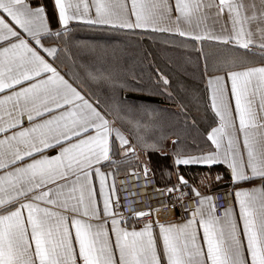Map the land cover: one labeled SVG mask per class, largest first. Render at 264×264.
<instances>
[{
	"label": "snow or ice",
	"instance_id": "obj_1",
	"mask_svg": "<svg viewBox=\"0 0 264 264\" xmlns=\"http://www.w3.org/2000/svg\"><path fill=\"white\" fill-rule=\"evenodd\" d=\"M84 28L191 41L206 136L184 104L169 133L171 110L150 102L175 101L169 76ZM192 165L224 171L200 175L204 192ZM169 200L177 220L148 218ZM0 264H264V0H0Z\"/></svg>",
	"mask_w": 264,
	"mask_h": 264
},
{
	"label": "trees",
	"instance_id": "obj_2",
	"mask_svg": "<svg viewBox=\"0 0 264 264\" xmlns=\"http://www.w3.org/2000/svg\"><path fill=\"white\" fill-rule=\"evenodd\" d=\"M108 36H121L123 39L121 43H127L128 50L130 52L138 53L140 56L143 57V63L138 71L143 70L147 76L148 73H151L155 78L156 73L155 69L159 68L162 73L168 75L172 84V87L169 91H173L176 99L175 101H169L165 97L161 96H153L150 100L151 103L158 105L162 109H170V115L174 116V120L177 121L176 128H169L167 131L172 133L174 131H178L184 126L185 116L181 113L179 105L180 102V95H185L188 99H190L191 106L189 109H184L185 112L189 114V120L199 118V110L203 109V103L200 102L197 98H203V61L201 60L199 66H197L196 58L197 53L194 50L185 49L183 47H172L162 45L157 41L154 40H143L138 41L135 39V35L129 34H117L111 31H101V30H85L84 33H78V37L81 38L83 41H93L99 37H108ZM156 42V43H155ZM147 53H151V55H147ZM183 65L180 70L178 68ZM181 85L185 87L182 89ZM148 95V93H145ZM195 119V120H196ZM199 123V122H198ZM199 133H204L203 129L199 127ZM196 130L192 131V136H196ZM171 139V140H170ZM172 139H175L174 135H168L167 144H171ZM189 145L190 147H195L191 143V137L189 138ZM198 143L201 146H205L203 144V140H198ZM155 160L156 158L153 157ZM171 161L169 160H161L160 163L163 165L169 164ZM183 171H190L192 173L201 172V170L205 169L201 166H188V167H181ZM157 183L159 186H164L161 178L160 173L157 172ZM166 179V177H165Z\"/></svg>",
	"mask_w": 264,
	"mask_h": 264
},
{
	"label": "crops",
	"instance_id": "obj_3",
	"mask_svg": "<svg viewBox=\"0 0 264 264\" xmlns=\"http://www.w3.org/2000/svg\"><path fill=\"white\" fill-rule=\"evenodd\" d=\"M45 2L46 3H49V5L51 6V0H45ZM173 2H174V0H173ZM209 23L211 24V21ZM217 27H218V25H217ZM85 30H89V29H87V28L81 29L78 33H81V32L84 33ZM115 33H117V32H115ZM117 34H124V35H126L123 32H120V33H117ZM129 35H135V34H129ZM161 38H167L169 40H175V41H178V42L181 41L183 44L184 43H188L189 45H191V41L185 42V41L181 40V38H179L177 36H168V37H161ZM77 39L81 40V38H79L78 35H77ZM196 47H199V45H197ZM207 47H208V45L206 44L205 45V48L207 49ZM253 59H258V57H253ZM229 88H230V82H229ZM202 91H203L204 101H207L208 88H207V77L205 75H204V80H203ZM180 97H181V99H180L181 104H184L185 105V109H189V107L191 106L190 99H188L184 94L183 95H180ZM202 106H203V109L201 108L199 110V112H198L199 113V115H198L199 116L198 122H199L200 128L203 129V131H204L205 127L208 126V124L210 123V121H209L208 117L205 115L204 103H203ZM233 107H234V104H233ZM49 154H54V152H50ZM196 166H199V165H196ZM201 167H203L205 169L201 170V172H199L198 175H201L202 173H207L209 171H211V173H212V170L213 169H214V174L217 173V172L224 171V166L223 165L214 166L211 169H209L207 166H201ZM181 172L184 173L185 176H186V178H188L190 180V183H192L193 185H195L196 187H198L200 189V187H199L200 181H199V183H197V181H198V179H197V173H192L190 171H183L182 169H181ZM228 179H229V177L227 175H225V181H227ZM258 183H259L258 180H254L252 182V184H258ZM252 184H246L244 186L251 187ZM157 186L158 187H162V186H159L158 183H157ZM203 187H205V186L203 185ZM201 191L207 192L208 190L206 188H204ZM227 191H228V186L224 182H219V187H217V183L215 182V184L212 185L211 192L209 194H216V195H221L222 196V194L225 193V192H227ZM160 199H161V197L158 194L154 195L152 199H149L147 196H145L143 200H140L139 198H136V204H135L136 210H138V211L147 210V205H151L153 208H156L157 207V202ZM123 202H124L123 201V193H121V203L123 204ZM226 202H227V198L222 196V198L220 200V203L221 204H224L226 206ZM177 213H178V215L180 217L181 216V209H180L179 206L177 208ZM130 215H131V213H129V216ZM148 218L154 220V217L153 216H150ZM129 224L130 225L131 224H136L137 227H140V226H142V221L137 222L136 219L133 218L132 220L129 221ZM201 236H202V234H201Z\"/></svg>",
	"mask_w": 264,
	"mask_h": 264
},
{
	"label": "built area",
	"instance_id": "obj_4",
	"mask_svg": "<svg viewBox=\"0 0 264 264\" xmlns=\"http://www.w3.org/2000/svg\"><path fill=\"white\" fill-rule=\"evenodd\" d=\"M178 206L179 205L174 206L171 200H169L165 207L160 208L158 212L154 213V220L156 218H159L160 220H176L177 218H179V215L177 213ZM127 215H129V213H127Z\"/></svg>",
	"mask_w": 264,
	"mask_h": 264
},
{
	"label": "rangeland",
	"instance_id": "obj_5",
	"mask_svg": "<svg viewBox=\"0 0 264 264\" xmlns=\"http://www.w3.org/2000/svg\"><path fill=\"white\" fill-rule=\"evenodd\" d=\"M165 38H161V37H156L155 39H154V41H157V42H159L160 44H162V45H165L162 41L164 40ZM156 43V42H155ZM176 43H177V45H179L178 47H183V43L180 41V42H178V41H176ZM168 46H171V45H168ZM184 48V47H183ZM201 174V173H200ZM212 174H213V177H214V169L212 170ZM200 175H197V179H198V181H197V183H199V181H200V177H199ZM215 184V182H213V184L212 185H214ZM199 187H200V189L201 190H203L205 187H203V185H201V183H199ZM178 219V218H177ZM176 219V220H177Z\"/></svg>",
	"mask_w": 264,
	"mask_h": 264
}]
</instances>
